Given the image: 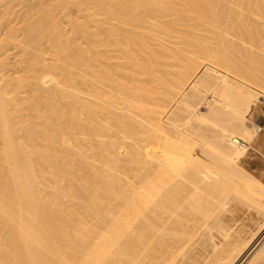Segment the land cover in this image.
<instances>
[{
  "label": "bare ground",
  "instance_id": "1",
  "mask_svg": "<svg viewBox=\"0 0 264 264\" xmlns=\"http://www.w3.org/2000/svg\"><path fill=\"white\" fill-rule=\"evenodd\" d=\"M213 64L264 85V0H0V264H245L204 197L264 216L257 94Z\"/></svg>",
  "mask_w": 264,
  "mask_h": 264
},
{
  "label": "rangeland",
  "instance_id": "2",
  "mask_svg": "<svg viewBox=\"0 0 264 264\" xmlns=\"http://www.w3.org/2000/svg\"><path fill=\"white\" fill-rule=\"evenodd\" d=\"M179 45L184 46L181 43ZM258 50L263 51V50H261L260 47ZM213 67L218 69L222 73L227 74L230 78L238 80L241 83H245V85L248 87L250 86V88L253 89V91L255 90L254 92L257 94L256 101L252 105L251 110L249 112V115H247V118L249 121H251L253 128L257 129L259 126H262L263 128L260 132L257 131L256 134L253 136L252 140H250V142H248L249 149L246 151L245 155L241 158L240 164H241L242 168L244 169V171L249 176H252V178H254L256 181H259V182L264 184V85L259 86L261 83H257V82L255 83L251 77L248 78V76L246 77V76L240 75L238 73L235 74L231 70H228L225 68L223 69L222 67L216 66L214 64H213ZM203 70H204V67H201V70H200V73L198 74V76H200V74L202 73ZM243 77L245 78V80ZM256 84H258V85H256ZM190 86L191 85L187 86L186 91H188L190 89ZM175 104L177 105V102ZM175 104H172L168 108L169 109L168 113H170L173 110V108L176 106ZM200 106H201L200 107L201 110H206L204 104H200ZM185 113L183 112V117H184L183 120L184 121L180 120L178 122L180 124H185V126H186V123H185L186 120L185 119L187 118V116L184 115ZM183 126L184 125H182V127ZM200 146L201 145H196L195 150H196V153L198 155L202 156L203 155L202 154L203 153L202 152L203 147L202 146L200 147ZM211 186L207 187V190H209V191H208V194L206 195V197H204L205 200L208 199L212 204L211 210H209V212L211 213V211H213L214 208H215L214 211H217L216 208L219 209V207L223 203L228 202V205L230 206V209L232 212H226L222 216V220L224 221L223 225L224 226H231L232 228L235 227L236 228L235 230H237V231L239 230L238 232L245 238L251 239L256 233L259 234V235L257 234L251 241V243H253L255 240L258 239L254 245V247L256 246L258 248L256 249V247L255 248L253 247V249L251 251L252 253L250 252L248 254V255H250V258H252V256L262 246V244L261 245H258V244L260 243L261 239H263L262 237H264V232L261 231L262 232L261 233L259 231L260 226L262 225V223H264L263 214L255 206H253V205L250 206V204L245 203V201L235 199V196L238 193L235 191V184L231 179L226 178V181L221 186V188H219V187L214 188L213 186L211 188ZM208 188H210L211 190ZM209 194H211V196ZM208 195H209V198L207 197ZM259 200L264 201V198H261ZM208 205H209V203H208ZM208 213H207L208 217L206 219L203 218L204 220H207V219L210 220L211 217L209 218L210 214L208 215ZM212 231H213V234H214L216 239L221 238V235L219 234V231L216 228L213 229ZM257 236H258V238H257ZM179 258L180 257L176 258V261H173V258L172 259L170 258L166 263L178 264L179 260H180ZM250 258H249V260H250ZM248 261H245V264H247ZM201 262H202V260H201ZM201 262H198V264L199 263L201 264ZM166 263H164V264H166Z\"/></svg>",
  "mask_w": 264,
  "mask_h": 264
},
{
  "label": "built area",
  "instance_id": "3",
  "mask_svg": "<svg viewBox=\"0 0 264 264\" xmlns=\"http://www.w3.org/2000/svg\"><path fill=\"white\" fill-rule=\"evenodd\" d=\"M262 126H259L258 127V132H260L262 130ZM233 143L236 144L240 149H243V150H248L249 149V144L247 141L241 139V138H234L233 139Z\"/></svg>",
  "mask_w": 264,
  "mask_h": 264
}]
</instances>
